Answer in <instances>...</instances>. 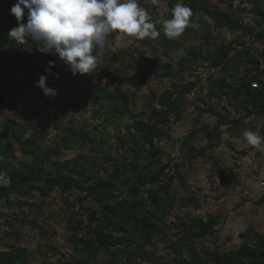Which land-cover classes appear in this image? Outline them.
<instances>
[{"label": "trees", "instance_id": "1", "mask_svg": "<svg viewBox=\"0 0 264 264\" xmlns=\"http://www.w3.org/2000/svg\"><path fill=\"white\" fill-rule=\"evenodd\" d=\"M231 1L223 9L211 0H182L192 9V20L199 23V29L189 27L180 37L169 38L164 34L162 24L158 23L160 35L156 39H134L136 43L133 44L137 47L130 49L132 53L129 49L117 52L110 49V61L118 62L129 55L139 62L143 76L153 74L156 78H165L171 75L170 67L177 65L174 72H189L197 77L192 66L202 61L214 68L213 76L208 77L205 85L199 86L198 92H204L201 95L208 99L226 98L234 114L227 113L228 104L224 100H221L225 103L221 110L225 114L211 106L204 110L198 107L199 111L213 115L215 122L202 129L193 126L187 133L180 150L189 162L204 153L203 147H195V138L200 132L212 142L220 137L223 126L237 128L249 118L264 119V67L260 69L264 64V41L263 47L253 53L241 38L220 41L217 45L212 40V29L222 28L239 31L240 35L254 34L264 40V13H260L262 0H242L250 4L249 11L258 16L255 23L247 22L242 16L245 7H236ZM14 2L0 0V105L11 100L12 106L18 109L21 94L36 93L40 89L34 83L46 74L49 61L54 60L55 67L48 75L47 86L62 90L63 85L75 80L77 75L65 71L57 63L56 56L40 53L38 45L30 39L19 44L9 37V30L17 23L9 14ZM177 2L181 0H166L168 11L162 15V20L172 18L171 10ZM143 6L150 13V9L155 8L154 4L150 9L148 5ZM151 15L157 21L156 16ZM117 34H111L108 41ZM189 36L193 42H198L197 47L183 46V37ZM144 47L156 54L160 50V55L154 57V61L148 60ZM180 50L184 55L179 54ZM168 56V61L163 62ZM105 66L102 75L109 77L110 64ZM251 81H256L258 87L252 88ZM193 86V81L183 85L172 83L159 95H150V101L142 110L131 112L129 105L135 94L124 88L121 82L103 83L100 77H83L82 85L76 87L74 93L81 100L83 113L89 112L95 123L90 127L86 117L78 124L74 118L63 117V125H55L59 130L57 144L47 146H43L41 134L29 122L22 127L15 120L0 121V171L11 178L9 186L0 187V204L14 208L10 218L11 231L3 237L9 243L0 250V264H30L32 250L21 243L25 234L22 227L37 228L43 245L50 229L38 224L36 216L44 213L46 205H51L50 197L54 191H58L61 197V203H57L54 210L63 213L65 230L72 244L81 250L77 256L58 257L47 264H91L81 251L93 245H97V250L106 256V260L96 264H264L263 233H255L248 226L239 232L242 243L236 248H209L201 241L215 232L219 216L202 217L191 213L190 209L199 206V199L193 194L177 197L175 180L184 181V175L175 169L179 167L177 163L171 164L169 158H163L156 140L166 137L170 123L181 119L187 94ZM155 102L159 107L154 106ZM144 115L147 119L142 118ZM257 133L264 136V123ZM110 138H114V143L107 146ZM87 146L90 149L85 152ZM73 149L80 152L72 158L59 159L64 150ZM247 150L255 152V166L259 169L264 163V150L247 144V149H242L241 153ZM100 160L106 176L98 178L92 175V171ZM219 164L215 160L216 167ZM222 169H219V175L224 174ZM72 191L76 192L75 197H68ZM123 191L126 192L124 197L120 194ZM35 198L36 201L31 202ZM263 201L264 195L257 203ZM177 203L189 210L181 216L176 215L179 220L171 233L167 219ZM23 207L30 208L29 211L37 208V215L19 217L18 212ZM160 244L170 250L171 257L156 251ZM46 246L44 255L56 250L50 242Z\"/></svg>", "mask_w": 264, "mask_h": 264}, {"label": "rangeland", "instance_id": "2", "mask_svg": "<svg viewBox=\"0 0 264 264\" xmlns=\"http://www.w3.org/2000/svg\"><path fill=\"white\" fill-rule=\"evenodd\" d=\"M216 3L220 8H226L230 0H211ZM143 5L154 4L155 8L150 9L151 13L156 16V20L163 21L162 15L168 11L167 4L163 0H140ZM234 6L245 7L246 11L243 13L244 19L247 22L255 23L258 16H254L249 11L250 4L243 3L242 0H232ZM262 2V9L260 13H264V0ZM144 7V6H143ZM145 8V7H144ZM255 18V19H254ZM189 37H183V46L194 45L198 46V42H193ZM241 38L249 47L253 53H257L263 47V41L256 38V36L240 35L239 31H231L229 29H212V40L216 45L220 41L225 40H241ZM113 40V41H112ZM113 42L112 47H109L110 43H107L106 50L103 56L98 58L97 64L100 70H94L91 74L77 75L75 80H71L69 83L63 85V89H58V95L55 98L46 97L42 90L39 89L36 93H23L19 97L18 109L12 106L11 100H7L4 104L0 105V121L4 119H11L17 121L22 127L26 122L30 123V126L35 127L39 134H41L43 146L49 144H57L59 140V130L55 129V125L61 126V119L74 118L76 124L83 122V117L88 118L87 122L92 127L95 120L90 119L89 112L83 113L81 100L74 93L76 87L81 86L83 83V77L92 75L93 77H100L103 83H111L113 80L121 82V85L128 89L131 93H134L132 100L130 101L129 109L131 112H138L142 110L150 101V95H159L163 90L169 88L172 83L177 85H183L185 82L193 81V76L189 72L181 74L174 72L176 66L170 67V76L165 78H156L153 74H147L143 76L142 67L139 62L134 61L131 56L126 55L118 62L110 61V48L112 51H119L122 49H132L136 43L134 38L128 37L123 34H117ZM110 41V40H109ZM139 48V46H138ZM142 49V48H140ZM182 49V48H181ZM148 60L154 61V57L160 55V50L157 54L152 52L148 47L143 48ZM132 53V50H130ZM184 55V54H182ZM170 56L165 57L163 62H167ZM138 61V60H137ZM57 63L65 70L68 68L59 59ZM110 64L109 74L111 76L104 77L102 71L106 68L105 64ZM168 70V69H167ZM70 72V71H69ZM174 73V74H173ZM218 73V72H217ZM215 73V75H217ZM21 75V74H18ZM101 75V76H100ZM207 82L204 81L202 85ZM203 93H197L194 99L190 102L188 107H185V111L181 119L178 122H172L167 129V136L156 140V144L159 146L163 153L164 159H170L171 164H178V173L184 175V181L179 182L175 180L174 186L177 188V197H187L189 194L195 195L199 199V206L196 209H190L191 213L198 214L202 217L207 215H218V224L215 226V232L210 236L203 239L201 242L207 245L209 248H219L220 250H230L236 248L242 239L239 237V232H242L250 226L255 233L264 234V201L258 204L259 199L264 195V186H260L258 178V167L249 168L248 165L252 162L251 150H247L244 154L241 153L242 149H247V142L244 140L242 133L245 130L260 131V127L264 123V119L245 120L240 123L239 127L223 126L221 135L212 142H208L201 134L196 135L195 147H203V155H197L189 162L184 153L180 150V146L183 141L186 140L187 133L194 126L197 129L214 124L215 117L210 113L199 111L198 107L202 110L211 106L216 110L221 107V100L227 102L226 98L219 100L218 98L208 99L205 98ZM205 99V100H201ZM187 101V99H186ZM198 105V106H197ZM154 106L159 107L157 103ZM227 113L234 110L232 106H227ZM149 110H147V113ZM146 113V115H147ZM146 115L142 118L147 119ZM128 116L123 118L126 120ZM153 122V120H151ZM252 127V128H251ZM202 129V128H201ZM124 134V130H121ZM114 138H110L107 142V146L113 145ZM114 148V147H113ZM18 157H21L18 149L14 147ZM89 146L86 147L85 152L89 151ZM115 149V148H114ZM115 153L116 151L113 150ZM179 151L181 153L177 158L171 157V153ZM237 152L240 157H234L231 152ZM80 152L78 149L64 150L62 156L59 159L72 158ZM250 153V154H249ZM250 156V160H249ZM53 159H56L54 157ZM215 160L220 164L218 167L215 165ZM188 162L186 166L185 162ZM223 168V175H219V169ZM173 173V172H171ZM92 175L98 178L106 176V170L102 167V161H99L97 168L93 169ZM178 177V176H177ZM259 184V185H258ZM260 186V187H259ZM68 197H75L76 192L68 193ZM123 197L126 192L120 193ZM58 191H54L51 194V205H46L43 214L37 215V208L34 211H29L30 208L23 207L18 212L19 217H32L30 215H37L38 224L44 225L48 230L47 240L43 241V245L39 240V233L37 228H31L30 226H24L21 243L32 250L30 254V264H47L49 261H53L56 258L74 257L80 253L81 248L72 244V239L69 233L65 230L64 220L61 217L62 212L54 210L57 203H61V197ZM35 198L33 201H36ZM53 209H52V208ZM13 207H7L0 204V250L5 248L9 243L3 237L6 232H10L12 221ZM188 208H182L178 205L175 206L172 214L168 216L167 223L170 225L169 232L173 233L176 228V223L179 220L176 215L181 216ZM187 213V212H186ZM5 217L8 219L5 220ZM11 218V219H10ZM55 219V220H54ZM10 224V225H9ZM9 235V234H8ZM7 236V234H6ZM175 238V237H173ZM50 242L56 250H51L44 255L47 250L46 243ZM97 245H93L88 249H83L81 254L84 257H88L91 260V264H96L106 260V256L102 254ZM158 253H162L168 257L172 254L168 248H165L164 244H160L156 247ZM64 256V257H63ZM139 264H146L144 262H137Z\"/></svg>", "mask_w": 264, "mask_h": 264}, {"label": "clouds", "instance_id": "3", "mask_svg": "<svg viewBox=\"0 0 264 264\" xmlns=\"http://www.w3.org/2000/svg\"><path fill=\"white\" fill-rule=\"evenodd\" d=\"M9 14L17 22L9 30V37L19 44L30 39L40 53L56 56L73 76L94 72L113 33L137 40L156 39L160 35L157 24L161 23L167 37L178 38L187 28L200 27L192 20V9L182 0L171 10V19L159 22L141 6L140 0H15ZM53 67L55 61H49L46 74L34 83L51 98L58 95V90L47 86ZM243 138L248 145L264 150V136L256 131L245 130ZM10 182L11 178L0 171V187H7Z\"/></svg>", "mask_w": 264, "mask_h": 264}, {"label": "built area", "instance_id": "4", "mask_svg": "<svg viewBox=\"0 0 264 264\" xmlns=\"http://www.w3.org/2000/svg\"><path fill=\"white\" fill-rule=\"evenodd\" d=\"M164 2H166V0H163ZM108 43H110L109 47H112V41H108ZM108 45V44H107ZM247 45V43H246ZM111 49V48H110ZM264 67V64H262L260 66V69H262ZM193 73L197 75V77L193 76V82H194V86L191 90H189L188 94H187V101H186V104L185 106L188 107L190 105V102L194 99V97L197 95L198 93V89H199V86L208 79V77H210L211 75H213L214 73V68L209 66V63L206 62V61H202V62H197V63H194L193 66ZM250 85L252 88H255V87H258V83L256 81H251L250 82ZM221 107H223L225 105L224 102H221ZM221 107H220V110H221ZM222 113L225 114V111L224 110H221ZM232 116V115H231ZM173 121V117L171 116L170 118V122ZM180 154L181 156V153H179V151H175V152H172L171 153V157H174V158H177L178 155ZM231 154L234 156V157H237L239 158L240 157V154L237 153V152H231ZM250 154V153H249ZM252 156H251V160H253L255 162L256 160V155L255 153H252ZM186 166L188 165V162L186 161L185 162ZM258 175L260 176L258 178V181H259V184L260 186H264V163L259 167L258 169Z\"/></svg>", "mask_w": 264, "mask_h": 264}, {"label": "crops", "instance_id": "5", "mask_svg": "<svg viewBox=\"0 0 264 264\" xmlns=\"http://www.w3.org/2000/svg\"><path fill=\"white\" fill-rule=\"evenodd\" d=\"M252 153H255V152L252 151ZM249 160H250V156H249ZM253 162H254V161H253ZM248 167H249V168H254V169H255V168H256V166H255V162H254V163L251 162V163L248 165ZM258 185H259V184H258ZM259 187H260V186H259ZM260 188H264V187H260Z\"/></svg>", "mask_w": 264, "mask_h": 264}]
</instances>
